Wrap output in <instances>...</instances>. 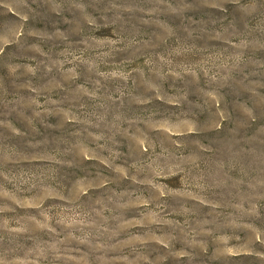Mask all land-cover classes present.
<instances>
[{
  "label": "rangeland",
  "instance_id": "1",
  "mask_svg": "<svg viewBox=\"0 0 264 264\" xmlns=\"http://www.w3.org/2000/svg\"><path fill=\"white\" fill-rule=\"evenodd\" d=\"M0 264H264V0H0Z\"/></svg>",
  "mask_w": 264,
  "mask_h": 264
}]
</instances>
